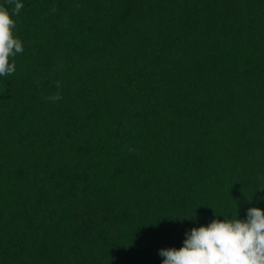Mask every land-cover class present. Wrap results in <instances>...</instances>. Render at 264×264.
<instances>
[{"label": "trees", "instance_id": "1", "mask_svg": "<svg viewBox=\"0 0 264 264\" xmlns=\"http://www.w3.org/2000/svg\"><path fill=\"white\" fill-rule=\"evenodd\" d=\"M22 3L0 264H162L193 227L264 210V0Z\"/></svg>", "mask_w": 264, "mask_h": 264}, {"label": "clouds", "instance_id": "2", "mask_svg": "<svg viewBox=\"0 0 264 264\" xmlns=\"http://www.w3.org/2000/svg\"><path fill=\"white\" fill-rule=\"evenodd\" d=\"M9 5H14L11 11ZM23 6L22 0H5L0 4V76L16 71L14 58L24 51L12 18ZM50 11L55 13L57 9L53 6ZM55 84L58 91L46 97L52 103L62 99L61 83ZM214 216L218 217L215 213ZM185 237L180 248L159 250L162 264H264V210L260 208H248L244 219L238 218V213L222 220L214 218L207 225L193 227Z\"/></svg>", "mask_w": 264, "mask_h": 264}]
</instances>
